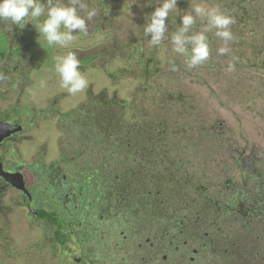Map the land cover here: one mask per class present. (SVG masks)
<instances>
[{
  "label": "flooded vegetation",
  "instance_id": "obj_1",
  "mask_svg": "<svg viewBox=\"0 0 264 264\" xmlns=\"http://www.w3.org/2000/svg\"><path fill=\"white\" fill-rule=\"evenodd\" d=\"M22 27L0 23L6 74L0 80V247L6 254L7 232L24 221L41 232L30 234L40 236L34 248H59L51 253H60V264H264V169L257 156L244 161L234 150L235 166L227 164L206 184L210 178L201 182L185 155L174 154L166 107L147 111L138 90L124 100L116 91L89 88L79 106L65 111V93L36 103L29 95L44 62L34 58ZM120 76L115 81L144 78ZM47 125L58 131L53 156ZM232 151L229 145L226 155ZM174 174L182 179L176 188Z\"/></svg>",
  "mask_w": 264,
  "mask_h": 264
},
{
  "label": "rangeland",
  "instance_id": "obj_2",
  "mask_svg": "<svg viewBox=\"0 0 264 264\" xmlns=\"http://www.w3.org/2000/svg\"><path fill=\"white\" fill-rule=\"evenodd\" d=\"M235 1L177 0V9L166 20L169 28L166 37L175 32L181 23L175 17L183 15L192 2L216 4L224 11L231 8L228 11L235 12L240 9L238 5H232ZM240 2L241 9L243 7L246 13H251L258 21L247 20L242 25V31L231 29L236 40L229 45L231 52L223 56L217 54L223 41L209 33V38L213 39L210 58L204 65L191 70H186L183 57L172 52L169 39L166 38L160 48L149 46L150 36L145 37L143 30L159 0H87L89 6L99 9L98 15L89 22L88 34H79L69 49L48 46L43 37H39L35 26L31 22L26 23L20 32L27 42L32 43L34 58L44 62V69L38 74L37 83L31 90L33 93L29 96L42 104L48 96L65 93L66 98L61 104V110L65 111L79 106L89 96V88L95 92L116 91L124 100H128L129 95L138 90V96L145 98L138 101L146 105L147 111L157 113L161 102L168 101L163 112L167 116L162 115L169 120L171 117L175 132L172 140L178 143L173 145L174 154L185 155L189 161L188 171L197 170L201 182L206 178H210L206 184L213 181L220 172L223 174L222 169L227 164L228 167L235 166L239 155L247 161L245 158L254 154L260 159L257 165L264 169V0ZM179 8H182L180 12L177 11ZM69 50L76 51L81 71L89 81L88 88L76 95H70L60 87L59 76L54 71V57L66 54ZM172 58L178 71L170 70L168 60ZM234 58L235 70L228 72L227 65ZM140 62H159V68L156 64L151 65L153 74L150 81L154 83L149 84L153 85L156 92L145 85L144 79L119 78L115 81L109 76L117 75L122 68L139 71L145 66ZM41 80L46 82L43 88L40 87ZM151 93L156 97L154 109L151 107L153 99L148 98L152 96ZM163 93L171 101L169 97L167 100L160 99ZM201 124L207 135L203 141L198 138L201 135L197 132ZM46 127L50 142L49 155L53 156L58 151V131L53 127L48 128V125ZM229 145L233 151L231 155H226ZM236 149L239 155H234ZM22 223L16 221L11 231L7 232L6 237L10 236L13 243H10V256L0 247V264H60V253L57 256L51 253L52 249L59 248H52L46 243L38 252L34 246L40 236L33 235H41V232L37 233L36 227L29 229Z\"/></svg>",
  "mask_w": 264,
  "mask_h": 264
},
{
  "label": "clouds",
  "instance_id": "obj_3",
  "mask_svg": "<svg viewBox=\"0 0 264 264\" xmlns=\"http://www.w3.org/2000/svg\"><path fill=\"white\" fill-rule=\"evenodd\" d=\"M176 9L177 0H159L158 6L148 16L143 31L145 37L150 36V47L160 48L164 40L169 39L172 52L183 57L186 70L200 67L209 60V33L223 41V46L217 49L218 55L231 52L229 45L236 40L231 31V26L236 23L233 14L216 4L192 2L189 9L179 16L181 23L175 32L166 37L169 32L166 20ZM98 12L99 9L89 6L87 0H0V23L11 27L31 22L48 46L64 49H69L79 34H88V24ZM168 64L171 71H178L174 58L169 59ZM80 65L77 53L73 50L54 57V71L59 76L60 87L70 95L82 93L89 86ZM226 70H235V58L227 65ZM3 79H6V74L0 72V80ZM45 86L46 82L41 80L40 87Z\"/></svg>",
  "mask_w": 264,
  "mask_h": 264
},
{
  "label": "trees",
  "instance_id": "obj_4",
  "mask_svg": "<svg viewBox=\"0 0 264 264\" xmlns=\"http://www.w3.org/2000/svg\"><path fill=\"white\" fill-rule=\"evenodd\" d=\"M182 5H183V2H182ZM232 5H238L239 7H241V2L239 1V0H237L236 2H233L232 3ZM182 10V8H179L177 11L178 12H180ZM228 10H231V8H229ZM227 10V12H229V13H231V14H233L234 16H235V20H236V23L235 24H233L232 26H231V29L232 30H234V31H242L243 30V28H242V25L243 24H245V23H247V20H252V21H254V22H257L258 21V19H255V18H253V17H251V15H250V13L248 12V14L243 10V9H238V10H236L235 12H230V11H228ZM175 19H178V20H180V18L178 17V16H176L175 17ZM181 22V21H180ZM175 29H177V27L175 28ZM215 40V39H214ZM210 41H213V39H210ZM144 64L145 66H144V68H142L141 70H139V71H129L127 68H124V69H121L120 71H119V73L116 75V74H109V76H111L110 78H112V79H114L115 77H121L120 75H122V76H133V77H137L136 76V74H139L141 77H144L143 79L145 80L144 82H145V85H148V87H149V89H151V90H153V91H155L156 92V90H155V88L153 87V85L152 86H149V84L150 83H154V81L153 82H151L150 80H151V78H152V74H153V72L151 71V65H152V63L153 64H156L157 65V67L159 68L160 66L158 65V63L159 62H140V64ZM167 97H169V96H167V94H163V96H161V98L162 99H165V100H167ZM160 98V99H161ZM159 99V100H160ZM164 100V101H165ZM169 100L171 101V99H170V97H169ZM167 102L168 101H165V103H163L162 105L160 104V107L161 108H165V106H166V104H167ZM166 122V121H165ZM163 123V122H162ZM132 129H137L138 130V128L137 127H131ZM125 131H127V130H129V128L127 127V126H125V129H124ZM143 129H141L140 128V132L142 131ZM135 132V131H134ZM174 134H175V132H174ZM158 137H160V136H157V138ZM173 144H175V143H173ZM178 175L177 174H174V176H173V179H172V186H173V188H176V186L179 184V182L181 183L182 182V179L179 177V178H175V177H177ZM157 179H160V178H157ZM179 181V182H178ZM161 182H164V181H161ZM188 188V187H187ZM189 188H192L191 187V185L189 184ZM188 188V189H189Z\"/></svg>",
  "mask_w": 264,
  "mask_h": 264
}]
</instances>
